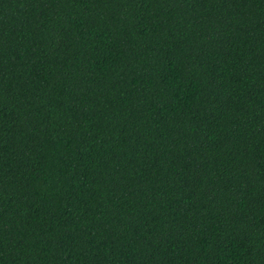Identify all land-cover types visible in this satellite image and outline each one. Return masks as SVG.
Wrapping results in <instances>:
<instances>
[{
	"label": "trees",
	"instance_id": "16d2710c",
	"mask_svg": "<svg viewBox=\"0 0 264 264\" xmlns=\"http://www.w3.org/2000/svg\"><path fill=\"white\" fill-rule=\"evenodd\" d=\"M0 264H264V0H0Z\"/></svg>",
	"mask_w": 264,
	"mask_h": 264
}]
</instances>
